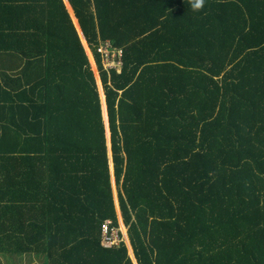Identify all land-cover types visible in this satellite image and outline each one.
Wrapping results in <instances>:
<instances>
[{
    "label": "trees",
    "instance_id": "trees-1",
    "mask_svg": "<svg viewBox=\"0 0 264 264\" xmlns=\"http://www.w3.org/2000/svg\"><path fill=\"white\" fill-rule=\"evenodd\" d=\"M68 1L110 142L66 1L0 0L5 264H135L113 176L137 264H264V0Z\"/></svg>",
    "mask_w": 264,
    "mask_h": 264
},
{
    "label": "built area",
    "instance_id": "built-area-1",
    "mask_svg": "<svg viewBox=\"0 0 264 264\" xmlns=\"http://www.w3.org/2000/svg\"><path fill=\"white\" fill-rule=\"evenodd\" d=\"M99 51L104 55L105 68L110 70L112 68H120L123 66L124 51L122 49L112 48L109 43L107 46L101 47ZM119 69V71H121ZM102 245L107 248L120 246L126 243L128 239V228L115 226L113 221L108 220L102 225L101 228Z\"/></svg>",
    "mask_w": 264,
    "mask_h": 264
},
{
    "label": "crops",
    "instance_id": "crops-1",
    "mask_svg": "<svg viewBox=\"0 0 264 264\" xmlns=\"http://www.w3.org/2000/svg\"><path fill=\"white\" fill-rule=\"evenodd\" d=\"M66 1V3H67V8H68V10H69V12H70V14H71V16H72V19H73V21H74V23H75V26H76V28H77V30H78V32H79V34H80V36H81V39H82V41H83V43H86V40H85V38H84V35H83V33H82V30H81V28H80V25H79V22H78V19L75 17V13H74V11H73V9H72V7H71V5H70V3H69V1L68 0H65ZM84 39V40H83ZM85 45V44H84ZM86 45H87V43H86ZM88 46V45H87ZM86 47V46H85ZM109 139H110V137H109ZM111 158H112V153H111ZM111 164H112V166L114 165L113 164V161H111ZM113 172H114V168H113ZM114 177V176H113ZM115 179L113 180V185H114V188L116 187L115 186ZM114 191H115V189H114ZM117 191V190H116ZM117 194H118V192H117ZM116 198V205H117V207L118 208H120L119 207V203H118V200H119V198H118V196H115ZM117 198H118V200H117ZM118 210V209H117ZM118 215H119V219H120V226L121 227H126V225H125V222H124V219H123V215H122V212H121V209H119V212H118ZM126 245H127V247H128V249H129V253H130V255H131V257H132V259H133V261H134V263L135 264H137V262H136V259H135V257H134V253H133V249H132V246H131V244H130V240H129V238L127 239V241H126ZM19 257H21L22 258V260L20 261L19 260ZM1 258V257H0ZM3 258V257H2ZM0 260H2V259H0ZM3 260H4V258H3ZM13 260H16V261H18V263H20V264H29L28 263V261H27V257L26 256H18V257H15ZM12 260V261H13ZM33 261H32V263L31 264H36L35 263V261L37 262V264H42L45 260H43V259H40V258H38V257H34V259H32ZM35 260V261H34ZM5 261V260H4Z\"/></svg>",
    "mask_w": 264,
    "mask_h": 264
},
{
    "label": "rangeland",
    "instance_id": "rangeland-1",
    "mask_svg": "<svg viewBox=\"0 0 264 264\" xmlns=\"http://www.w3.org/2000/svg\"><path fill=\"white\" fill-rule=\"evenodd\" d=\"M84 40V39H83ZM86 45V44H85ZM86 49H87V51H88V54H89V57H90V61H91V64H92V67H93V69H94V72L96 73V77H97V83H98V87H99V92H100V95H101V99H102V105H104V109H105V105H106V93H105V89H104V85H102V82H101V79H100V74H99V71H98V68H97V65H96V63H95V61H94V57H93V54L91 53V51H90V49L88 48V46H86ZM120 69V68H119ZM121 70V69H120ZM104 101H105V104H104ZM104 114H105V110H104ZM105 115H107V120L109 119V116H108V109H107V105H106V114ZM106 120V121H107ZM107 130H108V133L110 134V124H108V126H107ZM109 134H108V137H110L111 136V134H110V136H109ZM109 142H110V139H109ZM110 145V147H111V143L109 144ZM112 168H114V165L112 166ZM115 179V176L113 177V180ZM116 180V179H115ZM115 196H118V194H117V192H118V189H117V185H116V181H115ZM117 190V191H116ZM117 200H118V198H117ZM118 205H119V207H120V202H119V200H118ZM117 209H118V212H119V209H121V207L120 208H118L117 207ZM122 212V211H121ZM0 259H2V260H0V264H5V261L3 260V256L0 254ZM16 257H18V256H16ZM36 257H46L45 255H42V254H39V255H36ZM46 259H47V257H46ZM35 261V260H34ZM46 261V260H45ZM35 263L37 264V262L35 261ZM11 264H20V263H18V261H16V260H13V261H11ZM42 264H48V261L47 262H43Z\"/></svg>",
    "mask_w": 264,
    "mask_h": 264
},
{
    "label": "clouds",
    "instance_id": "clouds-1",
    "mask_svg": "<svg viewBox=\"0 0 264 264\" xmlns=\"http://www.w3.org/2000/svg\"><path fill=\"white\" fill-rule=\"evenodd\" d=\"M204 3V0H194V2L191 4L192 9L199 10L202 8Z\"/></svg>",
    "mask_w": 264,
    "mask_h": 264
},
{
    "label": "bare ground",
    "instance_id": "bare-ground-1",
    "mask_svg": "<svg viewBox=\"0 0 264 264\" xmlns=\"http://www.w3.org/2000/svg\"><path fill=\"white\" fill-rule=\"evenodd\" d=\"M107 124H109V119H108V123ZM110 136V135H109Z\"/></svg>",
    "mask_w": 264,
    "mask_h": 264
}]
</instances>
